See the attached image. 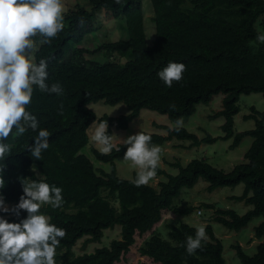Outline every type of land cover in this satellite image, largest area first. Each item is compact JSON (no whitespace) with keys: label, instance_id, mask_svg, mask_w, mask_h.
Wrapping results in <instances>:
<instances>
[{"label":"trees","instance_id":"trees-1","mask_svg":"<svg viewBox=\"0 0 264 264\" xmlns=\"http://www.w3.org/2000/svg\"><path fill=\"white\" fill-rule=\"evenodd\" d=\"M148 1L151 9L143 6V0H88V7L76 5L63 13L65 27L50 43L40 44L41 37L33 38L39 45L35 62L47 60V83L59 82L63 94L42 93L33 86L32 101L26 110L37 117L39 128L50 132L49 148L42 152V160H35L26 147L38 132L29 129L16 136L13 129L4 141L11 145V153L0 161V166L5 164V186L0 193L5 202L18 203L21 177L38 180L43 176L49 185L62 189L64 203L60 208L43 205L40 209L66 233L56 249L55 260H61L56 264H120L131 253L137 237L144 235L148 238L137 252L152 264H226L222 242L208 224V238L192 255L186 252V237H194L196 227L168 224V240L154 230L164 212L188 214L192 210V206L171 204L182 188H191L199 178L207 181L209 192L242 183V193L229 198L251 207L242 215L231 208H218L214 219L238 231L252 218L261 216L254 236L264 237V110L251 106L243 119H252L253 128L234 130L239 96L260 93L264 97V43L257 39L264 31V0ZM101 10L123 18L125 38H99L96 20ZM89 36L93 40L87 43L85 38ZM121 57L125 58L123 62ZM170 61L185 64L186 70L179 82L167 87L157 73ZM218 93L223 94L221 106L209 118L222 119L221 135L205 133L199 137L183 126L178 132L172 131L168 124H156L166 131L165 135L143 132L151 135L153 145L162 147L175 138L188 141L183 143L187 149L218 139H232L229 147L234 148L242 138L251 137L243 161L230 171L194 158L183 166L173 163L178 168L174 175L158 167L156 175L166 177L159 181L158 188L151 184L136 187V174L132 179L117 175L115 160L123 157L125 145L110 155L92 148L94 158L109 163L110 171L97 170L91 159L80 153L89 141L87 129L96 118L107 120L110 134L112 128L127 129L142 109L166 115L170 121L187 119L197 104L209 103ZM99 100L107 104L123 102L128 112L98 117L89 104ZM172 104L174 110L169 107ZM7 214L4 219L9 222H19L27 215L24 210L19 217ZM115 225L120 226L118 239L91 252L75 253L73 247L80 238L100 241L104 230ZM231 248L240 264H264V242L256 245L252 255L245 253L239 243ZM139 264L148 263L142 260Z\"/></svg>","mask_w":264,"mask_h":264},{"label":"clouds","instance_id":"clouds-1","mask_svg":"<svg viewBox=\"0 0 264 264\" xmlns=\"http://www.w3.org/2000/svg\"><path fill=\"white\" fill-rule=\"evenodd\" d=\"M64 11L62 0H0V161L11 153V145L4 141L13 129L16 136H22L29 129L38 132L33 143L26 147L35 160H42V152L49 148L50 132L39 128L37 117L26 106L31 104L33 86L42 93L57 95L63 94V88L59 82L47 83L48 62L45 58L35 62L39 45L33 38L41 37L40 44L50 43L65 27ZM257 39L264 43V34ZM185 70V64L170 61L157 75L167 87H172L173 82L183 78ZM169 107L175 109L174 104ZM182 126L183 121L177 119L170 130L178 132ZM88 132L90 141L102 155H110L113 150L119 152L121 145L126 146L123 158L136 171L133 180L136 187L146 186L156 177L161 148L151 143L150 134L138 131L121 138L108 132L107 120L97 118L89 125ZM4 168L5 164L0 166V188L5 186ZM20 183L22 194L11 208L0 193V212H11L17 217L21 210L27 213L19 222L0 217V264H56V249L66 233L52 224L51 217L42 214L40 209L43 205L60 208L64 203L62 189L49 185L43 176L38 180L21 177ZM205 237V226L201 224L194 237H186V252L194 254Z\"/></svg>","mask_w":264,"mask_h":264},{"label":"rangeland","instance_id":"rangeland-1","mask_svg":"<svg viewBox=\"0 0 264 264\" xmlns=\"http://www.w3.org/2000/svg\"><path fill=\"white\" fill-rule=\"evenodd\" d=\"M62 2L65 11L75 7L76 5L85 7H88L89 5L88 0H63ZM143 6H148L151 9V5L148 0H143ZM116 18H114L106 10H101L97 14L96 32L102 41L116 40L119 37L125 38L127 36V30L123 18ZM146 25L150 26V23L146 22ZM262 34H264V31H262ZM85 39L87 43H90L93 40L90 36ZM119 59L122 62L125 60L124 57ZM222 97L223 94L218 93L213 96L209 103L197 104L196 110L192 115H190L187 119H181L183 121V127H185L188 131L197 134L199 137L204 136L205 133L214 137L221 135L222 132L219 125L221 124L222 119H211L209 118V115L216 109L220 108ZM238 104L239 112L234 116V130L242 131L253 128L254 121L252 119H243V116L250 112L251 106L259 111L264 110V97L260 93L241 94L239 96ZM89 107L95 111L98 117L108 115V113L114 109L115 110L108 116H118L128 112V108L123 102L107 104L102 100H99L97 102L90 103ZM174 122L175 121H170L166 115L159 114L149 109H142L139 117L132 121L127 129L121 130L112 128V133H115L121 138L135 134L138 131H153L165 135L166 131L164 129L157 128L156 124H168L171 127ZM87 133L89 137L88 129ZM251 141L252 138L246 136L241 139L236 147L230 148L229 145L231 144L232 139H218L210 144H201L187 149L184 147V144H187L188 141L173 138L172 140L166 142L164 146H159L161 148V159L158 167L164 169L167 173L174 175L178 172V168L174 167L173 163L177 162L183 166L191 159L198 158L203 159L210 165L227 172L232 169L233 165L243 161V154L250 146ZM92 148L97 149L89 138L88 144L80 150V153L87 155L97 170L99 168H103L105 171H110L109 163H103L94 158ZM115 165L117 175L121 178L132 179L133 175L136 174V171L131 166V162L125 160L123 157L116 159ZM161 180H166V177L164 175H156V177L151 180L149 184L158 188V183ZM206 186L207 181L203 178H199L191 188H182L179 195L173 198L171 205L181 208L192 206V210L188 214L174 213L172 211L164 212L162 219L154 225V230L162 238L168 240V224L177 226L181 223H186L196 228L201 224L204 226L208 224L212 227L215 236L222 242L225 263L240 264V261L231 248V245L239 243L245 253L248 255L254 254L256 245L259 242H264V237L257 238L254 236V227L262 220V218L261 216L252 218L246 226L238 231L224 227L214 219L217 214L216 209L231 208L239 215H242L251 207L243 201L229 198L231 195H240L243 190V184L239 183L233 187H218L211 192L207 191ZM6 203L10 208L13 206L12 202ZM169 215L172 217L170 221ZM7 216V213L0 212V217L5 218ZM151 233L152 232L150 230V234ZM119 237L120 226L115 225L113 228H107L104 230L103 237L100 241L87 242L85 240L86 237H82L76 242L73 249L75 253L91 252L96 247L108 245L111 239H118ZM147 238L148 235L137 237L136 245L132 247L131 253L128 254L124 258L125 260L121 261L120 264H139L142 260L146 261L148 264H152L149 260L141 257L137 252V248L143 245ZM206 238H208L207 234ZM56 261L59 262L61 260L58 259Z\"/></svg>","mask_w":264,"mask_h":264}]
</instances>
